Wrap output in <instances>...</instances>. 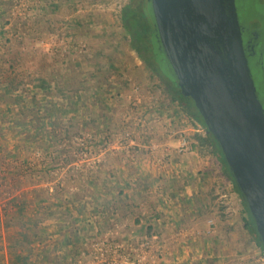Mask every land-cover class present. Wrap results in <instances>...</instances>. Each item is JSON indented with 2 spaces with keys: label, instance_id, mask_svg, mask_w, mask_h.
Listing matches in <instances>:
<instances>
[{
  "label": "rangeland",
  "instance_id": "1",
  "mask_svg": "<svg viewBox=\"0 0 264 264\" xmlns=\"http://www.w3.org/2000/svg\"><path fill=\"white\" fill-rule=\"evenodd\" d=\"M127 1L0 0V264L17 216L40 222L38 264H264L237 194L209 208L217 165L129 48Z\"/></svg>",
  "mask_w": 264,
  "mask_h": 264
},
{
  "label": "water",
  "instance_id": "2",
  "mask_svg": "<svg viewBox=\"0 0 264 264\" xmlns=\"http://www.w3.org/2000/svg\"><path fill=\"white\" fill-rule=\"evenodd\" d=\"M148 10L157 60L215 136L264 245V46L249 48L239 0H148Z\"/></svg>",
  "mask_w": 264,
  "mask_h": 264
},
{
  "label": "trees",
  "instance_id": "3",
  "mask_svg": "<svg viewBox=\"0 0 264 264\" xmlns=\"http://www.w3.org/2000/svg\"><path fill=\"white\" fill-rule=\"evenodd\" d=\"M117 17L118 27L122 28L127 34L129 48L138 55L139 59L148 69L157 73L159 79L163 81L166 88L167 98L170 101L169 103L171 105H176L180 111L190 119L193 128L196 130L190 137L191 149L199 153L203 160L211 159V161L217 165L216 168L218 171L216 175L218 176V181L211 183V186L207 191L209 208L212 207V204H215V200L220 194H225L229 190L237 194L240 200V214L238 216L239 223L242 225L247 235L242 245L244 248L251 244L255 245L259 255L264 258V245L259 238L249 209L234 177L231 174L215 136L208 129L204 117L197 108L194 100L182 93L180 86L175 84L163 71L160 62L157 60L153 44L155 26L148 10V0L146 4H143L142 0H128L127 3L121 7ZM18 82L19 81H15L14 78H11L9 90H12ZM19 110L20 114L23 115L27 108L26 106H19ZM23 198L24 196L20 198L14 197V200L21 202L23 205L25 203ZM13 220L14 223H10V226L13 227L16 224L21 225L15 230L16 232L13 231V233H11L12 235L9 238L8 248L12 264H38L42 254L37 255L35 253L34 244L40 237L38 230L40 222L32 221V217L27 218V220L30 221H24L18 216ZM18 221H21V223H17ZM151 228L152 227L150 226V229ZM34 230L36 231L33 232Z\"/></svg>",
  "mask_w": 264,
  "mask_h": 264
},
{
  "label": "flooded vegetation",
  "instance_id": "4",
  "mask_svg": "<svg viewBox=\"0 0 264 264\" xmlns=\"http://www.w3.org/2000/svg\"><path fill=\"white\" fill-rule=\"evenodd\" d=\"M239 2L246 22L244 30L249 41L251 40L249 48L257 56L264 46V0H239ZM257 62L260 64V59H257Z\"/></svg>",
  "mask_w": 264,
  "mask_h": 264
},
{
  "label": "built area",
  "instance_id": "5",
  "mask_svg": "<svg viewBox=\"0 0 264 264\" xmlns=\"http://www.w3.org/2000/svg\"><path fill=\"white\" fill-rule=\"evenodd\" d=\"M190 149L189 147V141L186 137H183L180 141V152H187Z\"/></svg>",
  "mask_w": 264,
  "mask_h": 264
},
{
  "label": "crops",
  "instance_id": "6",
  "mask_svg": "<svg viewBox=\"0 0 264 264\" xmlns=\"http://www.w3.org/2000/svg\"><path fill=\"white\" fill-rule=\"evenodd\" d=\"M197 155H198V160H199V162L201 163V165H198V166H200V170L199 171H201V169H204V170H206V167H205V161L201 158V156L197 153ZM201 173L203 174V172L201 171ZM203 184V183H202ZM205 187V186H204ZM204 187H202V188H204Z\"/></svg>",
  "mask_w": 264,
  "mask_h": 264
}]
</instances>
